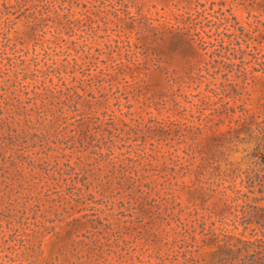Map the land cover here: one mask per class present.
<instances>
[{
  "label": "rangeland",
  "instance_id": "rangeland-1",
  "mask_svg": "<svg viewBox=\"0 0 264 264\" xmlns=\"http://www.w3.org/2000/svg\"><path fill=\"white\" fill-rule=\"evenodd\" d=\"M0 264H264V0H0Z\"/></svg>",
  "mask_w": 264,
  "mask_h": 264
}]
</instances>
